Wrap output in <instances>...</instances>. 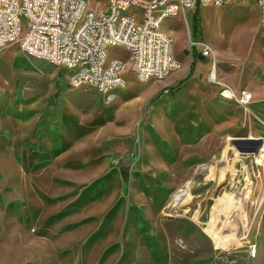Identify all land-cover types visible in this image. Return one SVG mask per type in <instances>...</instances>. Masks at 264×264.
<instances>
[{"label": "rangeland", "instance_id": "1", "mask_svg": "<svg viewBox=\"0 0 264 264\" xmlns=\"http://www.w3.org/2000/svg\"><path fill=\"white\" fill-rule=\"evenodd\" d=\"M186 13L161 26L174 57L209 63L202 44L218 62L253 58L263 36L256 4ZM230 13L241 20L225 45L206 27ZM106 55L126 64V85L102 93L29 57L20 39L0 48V264H264V105L257 115L237 106V120L200 131L205 109L198 119L167 113L147 155L154 105L194 71L142 84L129 51Z\"/></svg>", "mask_w": 264, "mask_h": 264}, {"label": "built area", "instance_id": "2", "mask_svg": "<svg viewBox=\"0 0 264 264\" xmlns=\"http://www.w3.org/2000/svg\"><path fill=\"white\" fill-rule=\"evenodd\" d=\"M230 1L256 4L264 34V0H0V48L20 39L29 57L76 68L71 78L75 87L108 93L125 86L127 68L108 59L109 47L130 52V66L140 83L163 81L181 68L173 55V39L161 31L164 20ZM189 41L192 51L198 43ZM201 55L211 64L208 82L222 86V98L248 112L253 93L245 89L238 94L222 85L212 48L203 45Z\"/></svg>", "mask_w": 264, "mask_h": 264}, {"label": "crops", "instance_id": "3", "mask_svg": "<svg viewBox=\"0 0 264 264\" xmlns=\"http://www.w3.org/2000/svg\"><path fill=\"white\" fill-rule=\"evenodd\" d=\"M178 16H180V15H178ZM178 16H175V17L177 18ZM170 18H172V17H170ZM259 38H261V39L259 41H257V45H256V48L254 51L253 58H248L245 61L242 60L239 63H235L232 59L224 60L221 62L217 61L218 78H219V81L223 85L230 87L232 90H234L238 94H240V92L242 90H245V89L252 90L253 95H254V102L250 106V111L254 112L256 115L258 113H260V111H261L260 109L262 108V105H264V101H263V98H264V34H263V36H261ZM202 48H203V46L199 45V52L202 50ZM175 59L181 64V68L177 73H175L174 75L170 76L167 79V81L165 82V85H172L177 80L184 78L191 71H194L192 77L186 83H184L182 88L183 87L185 88L186 86H190L189 91L197 93L200 97L212 95L214 98H218V100L220 101L219 103L223 107L226 106V108H237L236 115L234 116V118L229 119V120L234 122L235 120L238 119V117L241 115L238 111L239 106L236 105L235 103L224 100L220 96V92L222 90L220 86L212 85V84L210 85L208 83L207 74L211 69L210 63L204 64L201 62H197L195 64V60L192 59V57L190 55H189V57H187L186 55H178L177 58L175 56ZM202 73H205V74L207 73L206 78L201 79ZM182 88L178 92L184 90V88L183 89ZM192 89H193V91H192ZM178 92H176V93H178ZM176 93L171 94L169 96L162 97V99H160L154 105L153 110H152V115L156 111V108H155L156 105H158L160 103L163 104L164 101L166 100V98H167L166 102L167 103L170 102L169 101L170 98L173 95H175ZM181 110L182 109L178 110V112H180ZM182 112H183V110H182ZM167 113L168 114L169 113L174 114V111L170 110ZM165 117H166V115H165ZM172 126H176L178 128V125H172ZM191 136H192V133H191ZM150 141H148V142L145 141V153L147 155L149 154L150 150L152 149V145H151ZM168 141L170 142V139L166 138V142H167L166 144L167 145L163 149H166L168 146L171 145V144L170 145L168 144L169 143Z\"/></svg>", "mask_w": 264, "mask_h": 264}, {"label": "bare ground", "instance_id": "4", "mask_svg": "<svg viewBox=\"0 0 264 264\" xmlns=\"http://www.w3.org/2000/svg\"><path fill=\"white\" fill-rule=\"evenodd\" d=\"M207 7H209V6H207ZM234 14L235 13H232V14L230 13L229 15H225L224 16V22H220V19H219L218 22L221 23L219 25H217V24L213 25L211 22H209L208 26L206 27V32L211 33V36L220 34L222 37L223 43L225 45H227V40L229 39V36L231 35V33L233 31V26L241 20V13L240 14L236 13L237 15L236 14L234 15ZM230 43H231V41H230ZM213 53L216 57V55H217L216 50L213 49ZM216 59H217V57H216ZM74 69H76V68H74ZM74 69H72V68L69 69V70H71L72 74L74 72ZM68 76L71 77L69 74H68ZM209 84L211 85V83H209ZM220 87L222 88V86H220ZM189 89H190V86H186L184 88V90L173 95L169 100L170 102L167 103L166 102L167 98H166V100L164 101L163 104L160 103V104L156 105V107H155L156 111L151 116L149 123L146 127V131H145V135H144L146 142H148L152 139V135H154V133H153L154 131H161L162 130L163 124L166 120L165 115L170 110L176 112V111L182 109L184 113L190 112L194 119H198V117H200V115L202 114L203 109H205L206 110V117L204 118L202 124H199V128H197L198 129L197 131L204 130V129L208 128L209 126H211L214 121H219L223 117L232 115V114L237 112V108H226V106L223 107L220 103H218L217 101H214L213 100L214 98L212 99L209 96L200 97L197 93L190 92ZM192 91H193V89H192ZM221 97H222V95H221ZM182 110L180 112H182ZM188 119L191 120L192 118H188ZM185 123H187V122H185ZM182 124L183 123L181 122L180 125H182ZM185 125L186 124H184L183 126H185ZM183 128L186 129V127H183ZM187 128H188V126H187ZM191 133H192V137L195 136L196 130L191 132ZM186 197H187V194H184V195L181 194V196H179V201L180 202L184 201Z\"/></svg>", "mask_w": 264, "mask_h": 264}, {"label": "trees", "instance_id": "5", "mask_svg": "<svg viewBox=\"0 0 264 264\" xmlns=\"http://www.w3.org/2000/svg\"><path fill=\"white\" fill-rule=\"evenodd\" d=\"M197 22H198V21H197V18H196V16H195V26L197 25Z\"/></svg>", "mask_w": 264, "mask_h": 264}]
</instances>
